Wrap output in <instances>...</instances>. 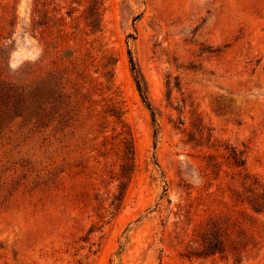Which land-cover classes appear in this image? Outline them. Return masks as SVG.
<instances>
[{
	"label": "rangeland",
	"instance_id": "obj_1",
	"mask_svg": "<svg viewBox=\"0 0 264 264\" xmlns=\"http://www.w3.org/2000/svg\"><path fill=\"white\" fill-rule=\"evenodd\" d=\"M50 1L48 9L55 3L60 14L73 11L64 21L75 44L59 47L64 62L57 67L77 65L90 118L104 115L109 98L120 103L134 168L121 208L100 228L93 194L105 199L114 185L77 166L84 152L75 143L88 129L67 130L73 137L59 144L15 119L0 135V264H232L183 255L196 247L194 234L208 217L232 209L228 188L242 190L245 172L264 183V0H105L101 32L86 37V0L44 3ZM30 4L0 0V75L19 84L53 69L52 55L40 60L38 35L25 32ZM127 49L156 126L136 91ZM106 62L108 92L100 90L108 85ZM76 111L73 118L87 117ZM107 130L112 136L119 128ZM231 149L244 165H231ZM47 173L54 183L44 185ZM258 220L260 249L246 264H264V217Z\"/></svg>",
	"mask_w": 264,
	"mask_h": 264
},
{
	"label": "trees",
	"instance_id": "obj_2",
	"mask_svg": "<svg viewBox=\"0 0 264 264\" xmlns=\"http://www.w3.org/2000/svg\"><path fill=\"white\" fill-rule=\"evenodd\" d=\"M85 2L82 19L86 37L101 32L105 0H86ZM50 3L52 1L44 3V0H31L25 32L29 31L38 35L36 40L41 48L40 60L52 55L50 63L53 69L44 76L22 84L11 82L0 75V135L15 119L31 124L42 136V141L53 137L59 144L67 135L73 137V132L67 133V130L88 129L84 135L78 136L75 143L84 152L80 155L77 166L89 179L98 173L99 184L106 182L107 186L114 185V191L110 192L108 188L103 193L106 196L105 199L99 195L97 189L90 188L92 191L95 189L93 194V199L97 202L95 216L102 223L100 225L102 228L121 208L125 189L134 168L133 140L129 132L124 129L123 110L118 101L109 98L103 111L104 115L101 118H90L92 112L90 105L84 106L85 102L90 101L81 92L84 84L78 83L80 73L77 72V65L70 60L67 61L71 65L70 69L58 68L59 66L56 65V63L64 62L61 60L59 47L65 45L68 49L69 43L75 44V34H73L75 31L68 33L69 26L64 21L72 20L73 11L66 10L60 14L62 7L54 3L53 7L48 9ZM96 51L98 52L99 49ZM93 52L94 47L90 43L86 54L87 59L93 56ZM126 53L129 70L140 101L149 112L152 126H156L154 112L147 98L141 75L129 49ZM33 65L35 64L30 62L27 64L28 67ZM108 65L111 64L106 62L102 65L105 71L101 76L108 84L100 88L104 92L109 91L112 82L111 69H108ZM74 108L84 109L87 117L73 118L80 113V111L74 112ZM108 127L111 132H115L116 127L119 131L108 136L106 134ZM93 133L96 134L92 135ZM155 135L156 129L153 133L154 137ZM235 152V149H231L227 156L231 160V165L234 167L244 165L245 160H240ZM211 167H214V164H211ZM53 179L52 175L47 173L43 181L44 185L52 182ZM242 181V190L228 188L232 209L208 217L194 234L193 242L196 247L188 250L184 257L213 259L217 255L225 262L231 259L232 264H246L250 255L256 254L260 249L255 229L257 225L262 224L258 218L264 217V183L248 172H245ZM91 184L89 183V186ZM88 191L85 192V200H87ZM165 191L164 188L163 192ZM103 200H108L105 208L101 205ZM238 206L241 208L236 210ZM122 249L123 245L120 244L115 255L119 256Z\"/></svg>",
	"mask_w": 264,
	"mask_h": 264
}]
</instances>
